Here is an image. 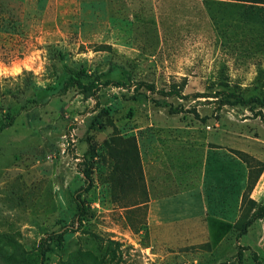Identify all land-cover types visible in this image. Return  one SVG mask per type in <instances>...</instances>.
<instances>
[{
	"label": "rangeland",
	"instance_id": "obj_1",
	"mask_svg": "<svg viewBox=\"0 0 264 264\" xmlns=\"http://www.w3.org/2000/svg\"><path fill=\"white\" fill-rule=\"evenodd\" d=\"M0 11V264H264V109L214 104L224 92L264 100V5ZM184 81V98L160 93ZM201 186L200 218L149 220L152 198Z\"/></svg>",
	"mask_w": 264,
	"mask_h": 264
},
{
	"label": "crops",
	"instance_id": "obj_2",
	"mask_svg": "<svg viewBox=\"0 0 264 264\" xmlns=\"http://www.w3.org/2000/svg\"><path fill=\"white\" fill-rule=\"evenodd\" d=\"M208 196L198 190L152 198L148 202L149 220L154 225H174L198 217L207 211Z\"/></svg>",
	"mask_w": 264,
	"mask_h": 264
},
{
	"label": "trees",
	"instance_id": "obj_3",
	"mask_svg": "<svg viewBox=\"0 0 264 264\" xmlns=\"http://www.w3.org/2000/svg\"><path fill=\"white\" fill-rule=\"evenodd\" d=\"M225 1H235V2H242V3H250V4H261L264 5V0H225ZM0 18L1 17V11H0ZM1 20V19H0ZM2 23L0 22V33L4 32L6 34H9L10 32L2 29ZM13 34V33H12ZM11 34V35H12ZM4 41V39H0V41ZM85 75V72L82 71L80 73H77L76 76H72L69 78L68 84L70 86L78 85L83 86V83L81 81L82 76ZM146 84V83H145ZM187 83L184 81L181 85L174 84L172 85L171 89L169 91H161L160 93L162 96L166 98H184L183 91L186 87ZM89 90H94L96 87L94 84H90L86 86ZM151 90H155V87L153 85L150 86ZM221 95V94H220ZM216 105L217 110H221L226 106L235 107V106H245L250 109L251 112H254L255 116H262L263 115V109H264V100L260 99L259 97H252L249 100H245L240 94L230 93V92H224L222 98L217 99L214 101ZM259 107L261 110L256 111V108ZM182 111L178 109H170V114L172 115H178L181 114ZM199 118V116L197 117ZM202 121L206 120L205 118L201 119ZM113 126V125H112ZM88 179L91 180V176L88 175ZM255 204V203H254ZM262 214L259 216V218H264V207L261 209ZM251 222L240 225V233L241 235H245L247 233V230L250 226Z\"/></svg>",
	"mask_w": 264,
	"mask_h": 264
}]
</instances>
